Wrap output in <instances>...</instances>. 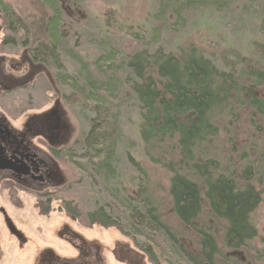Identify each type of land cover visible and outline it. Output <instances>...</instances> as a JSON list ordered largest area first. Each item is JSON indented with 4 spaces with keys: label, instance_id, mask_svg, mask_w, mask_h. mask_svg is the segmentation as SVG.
I'll return each instance as SVG.
<instances>
[{
    "label": "trees",
    "instance_id": "obj_1",
    "mask_svg": "<svg viewBox=\"0 0 264 264\" xmlns=\"http://www.w3.org/2000/svg\"><path fill=\"white\" fill-rule=\"evenodd\" d=\"M176 1L175 6L185 3ZM49 2V12L42 5L38 8L36 23L44 36L37 40L32 56L51 73L49 67L61 70L60 58L68 42L63 35L77 28L78 22L72 7L76 3ZM9 9L0 1V17L12 30L16 23ZM134 35L143 40L146 32L140 29V35ZM150 48L121 59L108 52L114 58L112 74L117 80L107 72L99 73L95 81L88 75L83 79L60 72L47 79L56 88L55 98H69L57 91L68 82L71 97L88 102L84 107L93 113L86 120L89 131L78 142L83 159L77 165L84 185L101 187L105 194L95 195L96 201L102 200L101 206L81 216L87 227L124 245L136 264H264V250H260L264 242L255 223L264 203V153L260 150L264 45L249 46L246 55L228 46L227 57L188 39L176 42L172 49ZM117 74L122 75V85L139 110L140 161L131 155L127 158L138 172L136 189L115 177ZM239 111L249 120L237 115ZM232 129L235 132L230 134ZM224 130L228 136L242 137L241 145L230 137L226 143H233L232 148L224 149L220 143ZM218 143L219 151L232 154L229 166L222 167L223 160L214 157ZM107 197L114 205L107 203ZM50 203L43 204L44 214L49 213ZM74 203L63 201L62 211L78 220Z\"/></svg>",
    "mask_w": 264,
    "mask_h": 264
},
{
    "label": "rangeland",
    "instance_id": "obj_2",
    "mask_svg": "<svg viewBox=\"0 0 264 264\" xmlns=\"http://www.w3.org/2000/svg\"><path fill=\"white\" fill-rule=\"evenodd\" d=\"M0 1L11 9L9 10L12 11L16 23L10 30L5 21L1 22L5 29L4 35L8 37L11 44L9 49L11 56L18 57L23 50H28L29 47L31 49L36 48L37 40L44 36L42 27L36 23L39 18L37 16L38 8L42 5L49 12V0ZM60 1L62 0H56V4L58 5ZM64 1L76 3L72 7L76 12L78 27L70 30L66 36L63 35L68 41L67 47L64 49L67 54H60L61 70L49 67L51 69L49 75L52 74L53 76L60 72V75L66 73L85 79L84 76L88 75L92 81H95L100 75L99 73L105 74L107 72L112 75L113 79L117 80L114 73L112 74L116 68L115 62L112 60L114 58L109 57L108 52L115 53V59H121L140 50V48L149 46L150 49L158 48L160 45L172 49L176 42L186 39L210 53L213 52L214 55L221 53V56L226 55V57L225 48L228 46L233 47L239 55H246L249 46H255L258 49L264 45V0H183L185 3L178 6H175L176 0ZM190 6L191 8H187ZM180 10L183 12L181 13ZM140 29L146 32L143 40H140V36L134 35L138 32L140 35ZM83 70L85 72H82ZM82 74L84 75L82 76ZM117 76H119L118 81L120 83L117 82L115 87L118 89L116 94L120 97V109L119 120L115 126V132L118 136L115 177L117 180L122 179L124 183L130 184L133 189H136L138 172L127 158L128 155H131L140 161L139 110L135 100L126 93V88L122 85V75L117 74ZM82 83H77V86L81 87ZM68 85L67 82V84L57 88V91L70 98L64 99L61 105L72 131V147L67 153L69 157L61 159L62 172L65 176L64 185L49 192L53 196L48 205L49 213L44 214L43 212L45 210L43 204L46 203V200L40 202V199L36 200V198L21 200L22 203L17 200L15 202L16 208H10L6 203L3 204L7 207L8 215L17 228L21 229L28 237L44 240L47 239V232L52 228L55 229L63 222H71V218L66 217L62 211L63 201L75 202L77 216L79 214V225L71 223L86 236L97 237L109 242V237L102 236L97 228L84 229L87 227V223L81 214L84 215L94 207L101 206L102 200L97 198L98 201H96L95 195L101 196L105 193H102L101 187H87L82 182L83 176L77 164L82 163L80 161L83 153L78 142H81L89 131V124L86 120L87 116H92L93 113L90 107H84L88 102L83 104V99H79L77 96V98L71 97L69 94L71 88ZM30 88L27 92L32 94L29 106L33 113L46 105L50 106L55 100L54 90L56 88L46 77L34 80ZM25 100H27L26 95H12L6 106H18L16 105L19 104L18 102L22 103ZM12 102L16 104H12ZM0 104L4 106L5 102ZM25 107L28 108V106ZM236 114L240 115L243 120H249L243 112L239 111V114L237 112ZM233 132L235 130L230 134ZM222 135L220 143H222L223 148L226 149L227 146L228 149L232 148L233 143L227 144L226 142L233 136H228L225 130ZM234 138L241 145L242 137L234 136ZM262 144L260 150L264 153V140H262ZM219 145L218 143L214 147V157L223 160L222 167L229 166L228 161L231 160L230 155L232 154L224 152L222 148L219 151ZM256 145L259 147L257 142ZM256 149L258 148H253L251 152ZM259 161H263V159H259ZM256 166L259 167V164ZM128 185L126 186L128 187ZM106 201L114 205L109 197L106 198ZM255 223L259 231V239L264 242V203L255 215ZM0 235L2 248L7 253L4 262H7L11 257L15 260L16 248L11 245L12 239L7 237L1 217ZM263 247L264 243L260 250H264Z\"/></svg>",
    "mask_w": 264,
    "mask_h": 264
},
{
    "label": "flooded vegetation",
    "instance_id": "obj_3",
    "mask_svg": "<svg viewBox=\"0 0 264 264\" xmlns=\"http://www.w3.org/2000/svg\"><path fill=\"white\" fill-rule=\"evenodd\" d=\"M3 21L0 17V103L5 102L0 104V217L16 248V259L4 262L7 253L0 241V264H136L124 245L79 231L72 224H78L77 219L61 223L47 232V239L37 240L17 228L9 217L3 203L16 208L17 200L48 201L53 198L49 192L64 185L61 159L72 147V131L62 100L55 98L50 106L31 111L32 94L27 91L34 80L49 79L50 70L34 60L30 47L18 57L11 56ZM22 94L27 96L26 103L12 102L21 108L6 106L10 96ZM63 213L67 217L65 210Z\"/></svg>",
    "mask_w": 264,
    "mask_h": 264
}]
</instances>
